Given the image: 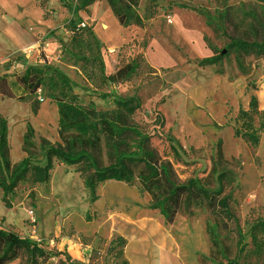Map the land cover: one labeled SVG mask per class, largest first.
<instances>
[{"label":"rangeland","instance_id":"1","mask_svg":"<svg viewBox=\"0 0 264 264\" xmlns=\"http://www.w3.org/2000/svg\"><path fill=\"white\" fill-rule=\"evenodd\" d=\"M76 1L66 2L73 6ZM48 5V0H38L44 13ZM25 7L30 9L27 15H39L34 0H0V30L6 35L0 55L10 47L12 26L18 27ZM62 7L67 15L52 21V30L43 41L38 40L37 47L29 43L26 51L17 54L10 47L4 59L0 58V117L7 120L12 163L26 157L23 144L29 124L35 131L37 149L43 139L66 149L70 146V137L59 133L55 102L43 98L36 114L30 105L19 102L22 91H31L42 78L23 65H43L38 57L40 47L46 48L45 61L68 77L79 106L112 112L117 109L116 101L140 100L141 108L128 121L141 137L127 134L123 148L137 152L138 144L146 140L148 161L159 171L158 180L165 187L162 194L168 181L182 184L190 178L216 191L218 176L232 172L236 183H226L224 195L233 191L231 209L239 219L245 246H238L232 221L215 218L206 208L195 210L193 218L180 211L168 224L158 210L151 209L153 196L142 192L140 177L148 173L144 164L133 168L134 186L105 182L97 187L98 200L92 202L82 166L55 161L48 184L35 185L29 178L18 186L12 209L5 208L0 191V229L31 238L52 252L65 251L83 264H120L112 243L117 237L127 240L124 259L128 264H227L236 259L238 264H264V254H254L251 237L252 226L264 224V57L230 53L237 40H262L264 3L141 0L138 20L130 23L129 29L128 24L119 23L107 0H97L80 18L85 30H91L100 41L105 75L97 67L74 64L63 55L73 36L67 30L72 16ZM43 18L48 20L46 14ZM222 53L225 58L216 65L200 66L203 60ZM140 55L155 73L146 67L118 83L107 81ZM7 94L11 98L4 96ZM253 98L257 100L253 125L260 134L258 146L235 136L244 123L240 112L250 110ZM171 140L176 142L179 157L174 155ZM107 142L104 136L95 143L87 139L75 148L92 153L100 167H107L112 163ZM161 166L167 168L166 175ZM86 217L91 222H86ZM241 248L244 252L238 258ZM47 264H59V258Z\"/></svg>","mask_w":264,"mask_h":264},{"label":"trees","instance_id":"2","mask_svg":"<svg viewBox=\"0 0 264 264\" xmlns=\"http://www.w3.org/2000/svg\"><path fill=\"white\" fill-rule=\"evenodd\" d=\"M66 1L60 0L61 4L67 8L72 16L68 22V32L72 34V40L65 48L63 55L74 64L83 62L84 65L97 67L105 75V63L101 57L100 41L95 34L86 27H81L83 22L80 13L85 12L97 0H77L73 6ZM141 0H107L112 11L118 18L121 25H130L137 22V10ZM264 3V0H258ZM88 32V35L86 34ZM86 34V36H85ZM38 61H44L43 65L36 66L23 65L24 69L32 70L42 78L31 91L23 90L19 96V102L31 106L33 114H36L41 106V100L49 99L55 102L59 111V133L61 136L70 137V146L66 149L61 144H52L43 139L37 149L34 143L35 131L32 125H28L24 136L23 148L26 157L20 162L13 164L11 160L10 147L8 145L7 120L0 117V191L1 201L6 209L13 208V200L17 195V188L30 178L35 185H46L51 180L54 162L57 161L66 166H82L81 171L85 176L84 186L92 196V202H96L97 187L108 181H118L134 186L135 173L133 168L136 165L144 164L147 174L140 177L142 192L151 194L153 202L151 209L158 210L168 224H172L176 215L183 211L187 216L193 218L194 211L206 208L211 215L218 219H226L235 224V229L239 238L238 246H245L244 234L239 224V219L231 209L233 201V191L224 195L225 184H235L236 177L232 172H223L218 178L219 189L216 191L207 189L199 179L190 178L185 183L175 184L168 181L165 195L161 193L165 189L159 179V171L148 161V153L144 150L146 140L143 138L138 144L137 152H128L123 147L127 134L141 137L138 130L129 124V119L134 117L137 110L141 108L138 98H126L116 101L117 109L112 112H98L95 109H87L77 104V97L72 94V86L68 77L57 67L48 64L47 55L40 47ZM234 51L238 55H257L264 57V36L258 40L240 39L230 47V53ZM84 52L88 53L86 56ZM96 52V53H94ZM228 53L227 56L230 54ZM94 54H97V56ZM225 53L205 59L200 63L202 67L216 65L225 58ZM18 60L21 57L17 58ZM9 63V62H7ZM12 63V62H10ZM148 68L147 63L140 55L134 64H129L107 78L111 83H118L134 74L141 73L144 68ZM151 73L155 70L148 68ZM1 82H3L1 80ZM42 89V93L40 94ZM1 94V92H0ZM3 94V93H2ZM11 98V96L4 95ZM41 101V102H40ZM257 115V100L252 99L250 110L241 111L240 119L244 121L242 129L235 132L236 137L249 142L253 146L260 144V134L254 128L253 116ZM107 138L108 156L112 160L107 167H100L92 153L82 149L77 150L76 144L83 145L90 139V143H95L99 137ZM73 138V141L71 139ZM172 150L176 157H179L176 142L171 140ZM161 171L166 175L167 168L161 166ZM164 195V196H163ZM86 222L91 219L86 217ZM214 242L216 235L210 232ZM252 245L254 254L260 256L264 254V224L255 223L251 228ZM115 243L117 257L120 264H128L124 259V249L127 240L124 237H117ZM244 252L240 250L238 258ZM59 258V264H83L72 260L65 251L52 252L44 244L34 241L28 237H21L10 231L0 229V264H11L20 261V264H47L51 259ZM238 260L230 261L227 264H238Z\"/></svg>","mask_w":264,"mask_h":264},{"label":"crops","instance_id":"3","mask_svg":"<svg viewBox=\"0 0 264 264\" xmlns=\"http://www.w3.org/2000/svg\"><path fill=\"white\" fill-rule=\"evenodd\" d=\"M38 0H34V9L39 10V15L37 16L35 13L27 15V12L30 10L28 7H25L21 11L22 18L18 19V27L13 24V32L11 33L14 35V39L10 45L13 48L14 53H20L26 51L29 48V43H32V48L37 47V43L39 39L43 41V37L52 30L54 19H58L59 15L66 16L64 14L65 9H63L60 0H48V7L46 8V13H44L45 9L37 6ZM2 10L5 11V8L2 7ZM6 12V11H5ZM45 14L48 17V20L43 18ZM49 14V15H48ZM39 17V18H38ZM5 19V18H4ZM47 19V18H46ZM59 21V20H58ZM56 22V21H55ZM15 23V22H14ZM10 26V25H9ZM46 27L48 29L42 30L39 28ZM6 40V35L4 29L0 30V46ZM6 48L3 53H1L0 58L1 60L9 53V48ZM47 50L46 48L44 51ZM46 53V52H45Z\"/></svg>","mask_w":264,"mask_h":264},{"label":"built area","instance_id":"4","mask_svg":"<svg viewBox=\"0 0 264 264\" xmlns=\"http://www.w3.org/2000/svg\"><path fill=\"white\" fill-rule=\"evenodd\" d=\"M81 27H86V24L82 23V24H81ZM128 28H129V29H131V28H132V26H131V25H129V26H128ZM111 53H114V52H113V51H111ZM41 101L43 102V100H41Z\"/></svg>","mask_w":264,"mask_h":264}]
</instances>
